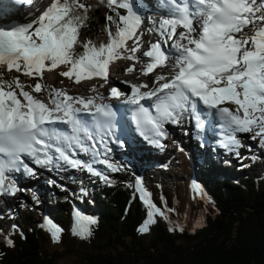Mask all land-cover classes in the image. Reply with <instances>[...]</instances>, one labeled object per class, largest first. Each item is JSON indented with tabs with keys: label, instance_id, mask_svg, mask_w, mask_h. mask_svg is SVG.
<instances>
[{
	"label": "snow or ice",
	"instance_id": "obj_1",
	"mask_svg": "<svg viewBox=\"0 0 264 264\" xmlns=\"http://www.w3.org/2000/svg\"><path fill=\"white\" fill-rule=\"evenodd\" d=\"M14 3L31 5L33 0ZM106 3L115 13L106 17L115 31L106 28L107 41L98 44L88 40L81 45L79 30L88 11L81 0H51L30 22L0 25V67L38 78L30 86L36 93L47 87L39 80L43 72L60 66L68 69L61 75L76 83L94 77L107 80L110 63L119 58L141 63L144 76L168 68L156 75L151 86L146 82L131 84L125 103L135 106L131 120L141 137L163 147L166 124L190 119L195 129L202 131L205 117H212L218 121L214 127L218 128L220 147L239 155L241 133H254L251 139L259 138L264 145V0H165L168 18L156 25L159 38L143 52L146 63L136 55L141 50L139 9L132 0ZM128 41H132L131 47ZM77 45L82 46V52H76ZM134 70L135 64L126 69L129 73ZM32 92L25 90L19 77L4 80L0 74V194L19 191L15 177L9 180L13 172L35 175L22 157L45 167L63 161L73 168L94 171L92 163L99 162L112 171L119 170L107 158L106 137L115 136L116 114L110 104L97 103L95 96H72L54 88L45 102ZM110 95L118 98L121 92L113 87ZM81 113H90L91 122ZM97 144L103 146V153ZM76 150L91 154L93 161L75 158ZM101 155L104 158L97 161ZM141 199L148 211L139 231L147 232L154 215L167 216L146 195ZM95 222L91 217L80 218L81 225ZM59 231H52L54 239ZM88 231L79 228V234Z\"/></svg>",
	"mask_w": 264,
	"mask_h": 264
},
{
	"label": "trees",
	"instance_id": "obj_2",
	"mask_svg": "<svg viewBox=\"0 0 264 264\" xmlns=\"http://www.w3.org/2000/svg\"><path fill=\"white\" fill-rule=\"evenodd\" d=\"M81 2L88 6L79 30L81 45L88 40L106 42V28L115 31L106 17L115 13L106 0ZM81 45L76 46L78 52L83 51ZM207 152L194 160L195 175L206 189L205 207L183 210L168 185L156 189L157 183L149 181L152 201L166 211L167 218L156 214L148 231L141 232L148 208L140 201L134 180L124 182L110 173L84 195L97 210L91 217L96 222L88 224L89 231L70 236L61 224L55 242L63 245L72 239L80 243L75 264H264V173L254 175L245 168L246 172L240 173L231 161H221L220 151L217 155ZM257 153L254 161L264 160L261 143ZM39 187L54 217L61 223L62 218L67 220L68 191L42 182ZM28 225L7 234V241L0 245V264H56L46 249L50 237L42 222Z\"/></svg>",
	"mask_w": 264,
	"mask_h": 264
},
{
	"label": "rangeland",
	"instance_id": "obj_3",
	"mask_svg": "<svg viewBox=\"0 0 264 264\" xmlns=\"http://www.w3.org/2000/svg\"><path fill=\"white\" fill-rule=\"evenodd\" d=\"M146 5L143 4L141 1L139 4H134L140 11L141 17H142V24L140 28L138 29L137 35L140 37L141 40V47L146 45V48L148 50V46L150 43L155 42L156 39L159 38L158 32L156 31V25L161 19L168 18L166 15H160L157 12H153L150 10L152 6L149 4V0H144L146 2ZM154 2V1H153ZM147 6V7H146ZM43 7H40L38 9H25L27 12L25 13V23L32 21L33 19H36L42 10ZM148 8V10H147ZM122 9L121 13H126V10ZM24 15V14H23ZM155 16V17H154ZM180 29V28H178ZM128 46H132V41H128ZM76 50V49H75ZM143 51H139L136 53L138 57L141 58V60H144L146 57L143 56ZM77 53H80L76 50ZM128 55L125 53V56ZM137 62L125 58H119L113 62L110 63L115 65L117 71L121 69V67H125V71L127 68L132 66ZM136 65V64H135ZM66 66H60L53 70H45L43 72L42 78H39L42 85L47 86L44 90H42L39 93L32 92L31 85H34L37 82L38 78L33 77H27L23 75V72H16L15 69L8 71L6 66L0 67V74L3 75L4 80H10L13 77H19L20 81L25 85V90L32 92L33 95H35L37 98L41 99L42 101L47 102L48 101V92L50 89H59V88H67V87H73L74 90H77L81 93L87 92L89 96H94L95 92L93 91V85H89L87 89L84 87L87 86L89 83H92L91 79H85L81 80L79 83H76L73 79H69L68 77L62 76L61 72L67 71ZM121 71H124L121 70ZM124 73V72H122ZM127 73V71H126ZM111 75H108L109 78H115L119 77V73L117 72H110ZM123 76V75H122ZM122 76H120L122 78ZM55 82L52 83V80ZM93 83H96L98 88H101L100 85H103L105 83L103 78L98 77V79H94ZM18 91V90H17ZM176 133L179 134L178 141L175 140V142L171 143L172 147L174 148V151L170 154V152L166 151H159L158 156L161 154L162 156V162L160 160V156L158 160L151 161L153 163L161 162L159 164L151 165L148 163L147 160H141L139 155L136 154V159L132 160V164H130V158L131 154L128 151H125L122 149V152L120 151L117 155L119 156L121 162H119L117 159H115L111 154L107 153V158L110 160V162L116 164L119 168L118 171H112L106 167L103 163L95 162L92 163V167L94 171H89L87 168L83 167V169H74L67 165H61L60 167L55 166L57 169L56 178L52 177L45 171L44 167H33L35 170V175L28 176L25 174H16L15 179L17 183V187L19 191H16L14 195L11 194H3V196H0V245L4 242L5 239H7V234L12 233L14 231H17L22 227L23 224H33L35 222H44V217L47 215L51 217L57 225H64V231L67 230V235H81L78 232L80 226L88 227V223H84L81 225L80 222H78V217L72 213V215H69V218L67 220L63 219V223H61V220H58L54 217V213L51 211L50 208L45 206L42 193L40 191L39 183L45 182L50 187H55L59 190L68 191L70 195V200L68 201L67 208L72 211V208L70 207L71 201H83L87 205L92 204V207L89 209L93 211L96 209L93 202H91L89 199H85L84 195L88 192L93 190V186L97 183L99 176L101 173L105 175H109L110 173H114L116 176L115 178L118 180H124V182H127L128 180H133L136 176L135 174L139 172H143L145 176L146 184H148L149 181L156 182V189L161 186L168 185L170 188V191L172 192V195L176 196L177 201H179L181 209H196L198 210L201 205L204 204V207L206 206L204 200H199L198 197H196V194L191 190L189 187V181L188 178L192 175V173L196 172L197 166L193 162L187 161L185 157L187 158L188 153L190 152L191 157L188 158L189 160H192V155L194 154V157L200 156L205 150L202 149V144L199 143V139H195L192 137H189L187 140V130L181 131L178 129ZM254 133H241L238 134V138L241 141V144L243 145L238 149L239 155H237V152L235 151H228L226 149L223 150L224 157L226 156L227 159L230 156H237V159H234L231 161V164L233 165L234 169L239 171L240 173H245L246 171L243 170V168L247 169L248 171H251L254 175H259L261 173H264V163L262 161H253V156H259L257 153V149L259 148L260 140L257 139H251V136H253ZM175 139V138H174ZM190 139V140H189ZM193 143V144H191ZM211 147V145H209ZM182 148L184 151H182ZM207 149V148H206ZM211 149V148H209ZM100 150V149H99ZM180 151L179 153H176L177 151ZM192 152H191V151ZM103 153V152H102ZM168 155L173 158H166L164 155ZM218 152L216 153V155ZM198 156V157H199ZM103 155L96 157V160L103 159ZM128 160H127V159ZM198 159V158H197ZM84 162H92L93 156L85 157L83 160ZM121 164H128L131 167L129 170H126V168H121ZM134 167V168H133ZM138 168V171L136 170ZM140 168V171H139ZM232 169V168H231ZM18 175H19V182H18ZM13 177H9V180H11ZM52 181V183H50ZM135 182H138L135 180ZM33 196H35V199H33ZM20 217L21 221L18 219ZM80 225V226H79ZM55 230L54 228H49V240L50 243H47V251L52 253L55 259L56 264H75L79 260V255L77 252L80 251L82 248L80 246V243L74 240H69L66 244L61 245V243L58 245L57 242H55L56 239L53 238L52 231ZM9 232V233H7ZM7 233V234H6ZM59 234V233H58ZM63 243V241H62ZM81 247V248H80Z\"/></svg>",
	"mask_w": 264,
	"mask_h": 264
},
{
	"label": "bare ground",
	"instance_id": "obj_4",
	"mask_svg": "<svg viewBox=\"0 0 264 264\" xmlns=\"http://www.w3.org/2000/svg\"><path fill=\"white\" fill-rule=\"evenodd\" d=\"M150 2H149V4L152 6V8H150V10L151 11H155L154 10V8L155 7H157V9H159V10H161V9H163V6L162 5H160V0H149ZM154 1V2H153ZM2 5V1H0V6ZM5 5H7L8 7H14V10H12V13L14 14V13H19V12H23L25 9H27V8H29V7H23V6H19V7H17V6H15V5H13L12 4V2H10V1H6L5 2ZM3 9L4 10H6V6H4L3 7ZM10 9V8H9ZM24 13V12H23ZM9 15H11V13L9 12V14H6V13H4L3 14V18L5 19V20H7V18L6 17H8ZM155 17V16H154ZM123 69H125V67H121V69L120 70H123ZM162 73H165V70L163 69V71H162ZM20 99L22 100V97H20ZM132 130H133V128H130V129H126V133H127V135H128V137H131L130 135L132 134V135H134V133H132ZM121 135H122V133H121ZM178 137H179V134L178 133H174V138L175 139H177V141H178ZM122 140L123 141H125L124 140V138L122 137ZM190 140V139H189ZM199 143L200 144H202L200 141H199ZM191 144H193V143H191ZM118 148H120V146L118 147ZM128 148H129V146H128ZM124 149V148H123ZM128 150V149H127ZM130 150H132V149H130ZM167 150L170 152V154L174 151V148L172 147V148H168L167 146L166 147H164V149H163V151H166L167 152ZM191 151V150H190ZM120 151H117V150H115V153L118 155V153H119ZM192 152V151H191ZM79 153V152H78ZM79 154H81V153H79ZM110 154V153H109ZM141 154H142V157L144 158V159H148V160H150V161H155V160H158V158H159V156H158V154H156V152L155 151H153V150H150V149H145V150H143L142 152H141ZM169 155V154H168ZM194 155V154H193ZM193 155H192V157H193ZM191 157V155H190V152L188 153V155H187V158H190ZM191 161V160H190ZM20 172H22V171H20ZM22 174V173H21ZM5 195H6V193H5ZM56 221V220H55ZM54 221V222H55ZM78 222H80L79 220H77ZM55 224H56V222H55ZM58 226V225H57Z\"/></svg>",
	"mask_w": 264,
	"mask_h": 264
}]
</instances>
